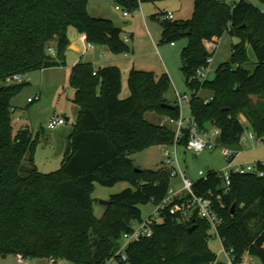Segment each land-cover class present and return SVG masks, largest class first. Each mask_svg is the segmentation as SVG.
Instances as JSON below:
<instances>
[{
    "label": "trees",
    "instance_id": "16d2710c",
    "mask_svg": "<svg viewBox=\"0 0 264 264\" xmlns=\"http://www.w3.org/2000/svg\"><path fill=\"white\" fill-rule=\"evenodd\" d=\"M158 1L163 0H123L122 6L133 11L140 3ZM87 4L0 0V256L21 253L26 259L54 258L61 264H104L116 253L122 234L142 219L140 204L162 201L171 187L172 168L136 170L130 158L149 146L175 142L174 129L145 119L146 112L179 118L176 100L166 97L171 81L165 72L132 68L129 94L121 98L117 66L95 68L87 61L73 65L69 85L79 111L61 165L54 171L36 168L30 129L13 128L11 99L26 82L6 79L65 65L69 26L89 44L114 54L129 51L121 28L109 18L90 15ZM161 27L162 40L187 38L180 69L188 86L213 92L208 103L196 93L190 98V115L198 127L218 128L219 144L235 150L244 133L243 116L254 137L264 138V10L249 0L234 5L230 0H193L190 18L162 19ZM224 33L238 39L228 61L217 67L211 80L193 78L211 56L205 41ZM246 45L255 56L253 71L243 66L248 61ZM187 140L185 128L177 145L186 146ZM123 180L131 186L111 194L102 215L95 216L94 184L111 186ZM192 190L201 196L213 194L214 210L222 218L219 234L235 261L248 251L264 264V176L233 174L225 191L217 171H208L206 178L193 182ZM178 219L179 214L165 210L152 235L131 242L127 261L119 264H226L209 247L207 220L196 213L181 223Z\"/></svg>",
    "mask_w": 264,
    "mask_h": 264
},
{
    "label": "rangeland",
    "instance_id": "374dc122",
    "mask_svg": "<svg viewBox=\"0 0 264 264\" xmlns=\"http://www.w3.org/2000/svg\"><path fill=\"white\" fill-rule=\"evenodd\" d=\"M123 0H88L90 3V14H95L102 6L103 13L110 20L122 29V36L132 37L134 42V58L136 64H143L151 70H154L156 75H161L160 67L168 75L171 81V86L166 93V97L170 101H174L176 93H187L192 96L191 88L185 81L184 74L180 69V55L183 47L187 43L186 37H177L173 39V44L170 41L162 40V16L159 14L147 15L146 24L143 21L140 11H133L128 17H124L121 12L115 9L116 5L122 6ZM260 9H264V2L261 0H249ZM146 5H153L152 2H143ZM87 4V6H88ZM142 4V3H141ZM140 5V4H139ZM157 6L164 7L174 11V20H184L191 17L193 12V0H163L156 2ZM123 7V6H122ZM143 7H145L143 5ZM95 8H97L95 10ZM139 9V6L138 8ZM140 17V20L138 19ZM76 33L81 34L74 26H69ZM68 27V28H69ZM68 36V34H67ZM86 40V39H85ZM156 43V46L153 44ZM238 42L235 37H230L228 33H224L217 43V48L212 54V60L209 62L206 72V79L211 80L215 76L217 67L228 61L231 55L232 44ZM129 47L130 44L126 43ZM69 45V44H68ZM67 45V46H68ZM158 49V52L156 51ZM66 51H72L74 58H79L84 53L78 55V50L75 48L66 47ZM130 52V47L129 51ZM76 53V55H75ZM112 53V52H110ZM70 54L68 60H70ZM114 54V53H112ZM115 54V55H121ZM246 55L248 61L243 64L248 71H253L255 67V56L252 48L246 45ZM57 66L43 68L41 70H33L28 72L26 84L12 97L11 105L14 107L11 113L12 124L14 130L20 126H27L30 129L31 139L33 141V161L36 168L43 173L51 172L58 169L61 165L64 152L68 145V136L73 128L79 108L72 101L73 91L69 85L66 76L67 68H56ZM200 81V80H199ZM202 82V81H200ZM125 91L129 92L125 86ZM41 92V98L29 102L28 97L34 98L35 94ZM122 92L120 91V97ZM213 92L208 87H200L197 90V96L202 99L209 98ZM182 118L185 123L191 120L189 105L184 103L181 111ZM51 115L66 116L68 120L64 126L57 128H48L47 123ZM145 119L153 124L166 125L172 129L176 124L170 121V118L155 112H146ZM240 121L244 126L243 138L240 141L241 148L238 147V155L235 158L236 163H249L256 160H264V138L248 137L250 126L245 117L241 116ZM211 126L209 127V129ZM162 145H152L143 150L130 154L132 164L135 167L144 169H156L164 165V156L162 154ZM173 165L192 181H196L201 176L199 171H203L205 177L208 171H222L226 169L228 159L224 156L220 146L213 149H204L195 152L186 146L179 144L176 147V154L173 155ZM166 167V166H165ZM171 188L179 189L182 186L180 175L171 177ZM128 181H118L114 185L105 186L98 182L94 184V189L91 192L92 209L95 216L102 215L105 205L100 200H108L111 194L120 192L126 187H130ZM235 204H232L234 210ZM141 218H148L155 210V203L148 201L140 204ZM222 219V218H221ZM253 222L254 219L251 220ZM212 237L209 240V247L214 251L219 260H225V255L221 253V245L218 238L211 232ZM245 254V253H244ZM243 254V255H244ZM49 258H27L28 264H48ZM259 264L258 259H254ZM0 264H19L15 253H8L0 256ZM111 264H119L112 261Z\"/></svg>",
    "mask_w": 264,
    "mask_h": 264
},
{
    "label": "built area",
    "instance_id": "2783aa9c",
    "mask_svg": "<svg viewBox=\"0 0 264 264\" xmlns=\"http://www.w3.org/2000/svg\"><path fill=\"white\" fill-rule=\"evenodd\" d=\"M240 0H230L232 5L236 4ZM117 10H121L123 15H128L129 11L124 10L120 5H116ZM264 10V9H262ZM163 19L172 20L174 19V14L171 10L162 9L158 12ZM220 38L213 37L211 40L205 41L206 48L211 53V56L207 60V64L195 71L193 78L200 81H204L206 78V72L208 70L209 62L212 60V54L217 48V43ZM90 46V44H88ZM51 53H54L52 47L49 48ZM28 74H13L8 77L6 80L10 81H25L28 79ZM192 94L196 93L197 90L192 88ZM39 96L36 95L34 98H29V101L38 99ZM189 95L187 93H176L175 100L179 108L180 115L178 119L170 118V121L176 124L174 139L175 142L171 145H162V154L164 156V165L166 167L172 168V175H180L182 186L179 190L175 191L171 187L168 191L167 196L160 202L155 203V210L151 215L146 219H141L140 221H135L131 224V229L128 232H124L121 236L120 246L118 247L116 253L109 257L104 264H111L112 261L117 263L126 262L128 259L127 247L133 242L137 241L142 237H149L153 233V225L161 222L163 219V213L165 210L170 211L172 214H179L181 220H188L192 214L196 213L200 218L207 220L211 226V232L218 238L221 245V253L225 255L224 262L226 264H257L254 260V256L250 255L248 251H245L242 259L238 262L235 261L234 256L232 255V249H226L223 245V238L219 234V227L222 224V219L216 211L214 210L213 203V194L208 192L207 195L201 196L194 193L192 190L193 182L189 179L181 169H177L173 165V155L176 154V147L179 139L183 135V129H188V140L186 147L199 152L204 149H213L216 146H220L225 157H227V167L222 171H217L218 176L222 180L223 188L225 191L229 189L230 177L233 174H245V173H255L258 176H264V160H256L249 163H236L235 158L238 151L228 148L226 146L220 145L218 142L219 130L216 127H211L210 129L202 130L198 125L191 119L188 123L184 122L182 118V108L184 103L189 104L190 101ZM212 100V96L209 98L203 99V103H208ZM65 123L64 117L51 115L48 119L47 127L55 128L61 124ZM249 138H253L254 135L252 132L248 134ZM244 140L243 135L240 137V141ZM203 171H199V175L203 178ZM17 261L19 264H28L26 258L21 254H16ZM49 264H61V261L54 258H49Z\"/></svg>",
    "mask_w": 264,
    "mask_h": 264
},
{
    "label": "crops",
    "instance_id": "0c3cea01",
    "mask_svg": "<svg viewBox=\"0 0 264 264\" xmlns=\"http://www.w3.org/2000/svg\"><path fill=\"white\" fill-rule=\"evenodd\" d=\"M111 1L112 0H109V2H111ZM143 5L145 7H143ZM102 8H103V6L99 10H96L97 8H95V10L98 11V12H96L95 14H90V13L89 14L92 15V16H95V17L108 18L107 16H103V15H106V14L103 13V10H101ZM122 8L125 10L124 7H122ZM162 9H166V8L157 6L156 3H154L153 5H146L145 3H142V4L140 3L139 9H135L133 11H135V12L136 11H140L141 15H142V18H143V21L146 24L145 20H146L147 15L150 16L152 14V16H155ZM87 10L89 12L90 3L87 6ZM117 11L122 13L121 10H117ZM133 11H129V14L131 12H133ZM171 11L174 14V11L173 10H171ZM144 13H148V14L146 15ZM129 14L128 15H123V13H122V15L124 17H128ZM138 19L140 20V17ZM70 28L71 27H69L68 30H67L68 39H69V45L67 46V49L68 48L70 49V48L73 47L76 50H78L77 51L78 55H80L82 51H84V53L82 55H80L79 58H74L73 57L74 53L72 51H66V53H65L66 64L63 65V66H57L56 67V68H67L66 76L68 78V81H69V78H70V72H71L72 66L75 65L79 61L91 62L95 68H99V67H103V66H107V65H115V66H117L119 68L120 75H121V92H122L121 98H125L126 96H128L129 92L125 91L124 88H125V86H127L128 74H129V71L132 68H137V69H141V70H150V71H153L155 73L154 70L149 69L148 67L144 66L143 64L142 65L141 64L140 65L136 64L137 61H135V58H134V48L135 47H134V42H132V37H130V38L127 37V36L123 37L122 36V32H121V36H122L124 42L130 44L129 45L130 52H126V53H123L121 55H115V54L110 53V51L104 46H98V45H92V44H90V46H89L88 45L89 43L85 40V35L84 34H79L78 35V33H76V31L74 32L73 29H70ZM119 28H121V27H119ZM121 31H122V29H121ZM153 44L156 46V43L154 41H153ZM171 44H173V42H171ZM156 51L158 52L157 48H156ZM69 52H71L70 60H68ZM75 55H76V53H75ZM160 68L162 69V70H160V73H164V69L162 67H160ZM72 91H73V94H74L73 88H72ZM41 92L42 91L40 90L38 93L35 94V96L36 95L39 96L38 99H40L41 96H42ZM72 97H73V95H72ZM29 98L30 97H28V99ZM29 102H33V101H29ZM12 108L14 109L13 106H12ZM62 117H64L65 123H66V121L68 120V117H66V116H62ZM64 124H61L59 126H64ZM59 126H57V127H59ZM57 127H55V128H57ZM250 139H252V138H250ZM239 147L241 148V144L239 145ZM236 151H238V150H236ZM179 189H176L175 191H177ZM254 259H257V258L255 257ZM258 263L260 264V262H258Z\"/></svg>",
    "mask_w": 264,
    "mask_h": 264
},
{
    "label": "water",
    "instance_id": "95a60500",
    "mask_svg": "<svg viewBox=\"0 0 264 264\" xmlns=\"http://www.w3.org/2000/svg\"><path fill=\"white\" fill-rule=\"evenodd\" d=\"M140 168H136V170H139ZM100 202L102 203V204H104V205H107V204H109V200H100ZM231 213H233V209H232V211H231ZM182 221L180 220V219H178V223H181ZM193 229V227H191L190 228V230H192Z\"/></svg>",
    "mask_w": 264,
    "mask_h": 264
}]
</instances>
